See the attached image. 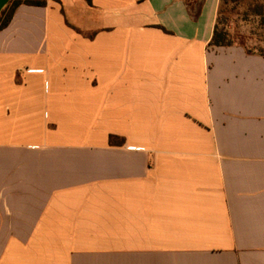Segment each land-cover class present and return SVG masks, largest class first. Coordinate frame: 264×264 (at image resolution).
Listing matches in <instances>:
<instances>
[{"label":"crops","instance_id":"1","mask_svg":"<svg viewBox=\"0 0 264 264\" xmlns=\"http://www.w3.org/2000/svg\"><path fill=\"white\" fill-rule=\"evenodd\" d=\"M220 0H47L0 31V264H264V55Z\"/></svg>","mask_w":264,"mask_h":264},{"label":"rangeland","instance_id":"2","mask_svg":"<svg viewBox=\"0 0 264 264\" xmlns=\"http://www.w3.org/2000/svg\"><path fill=\"white\" fill-rule=\"evenodd\" d=\"M12 4L5 8L6 13ZM216 23L228 33L232 45L264 53V0H220Z\"/></svg>","mask_w":264,"mask_h":264},{"label":"trees","instance_id":"3","mask_svg":"<svg viewBox=\"0 0 264 264\" xmlns=\"http://www.w3.org/2000/svg\"><path fill=\"white\" fill-rule=\"evenodd\" d=\"M185 4L187 6V9L190 13V15L194 19H198L202 13L203 10V2H200V0H184ZM13 3L10 10L8 13H6V7L10 4ZM47 3V0H11L9 1L3 9L0 11V31L6 27L16 8L21 5V4H28V5H45ZM6 13V14H5ZM233 43L228 37V33L224 30H221L219 28V25L216 23L214 34L212 37V40L210 42V45L212 46H231ZM249 53H253L252 51L248 50ZM260 54L264 55L263 52Z\"/></svg>","mask_w":264,"mask_h":264},{"label":"water","instance_id":"4","mask_svg":"<svg viewBox=\"0 0 264 264\" xmlns=\"http://www.w3.org/2000/svg\"><path fill=\"white\" fill-rule=\"evenodd\" d=\"M11 0H0V11L3 9V7Z\"/></svg>","mask_w":264,"mask_h":264}]
</instances>
